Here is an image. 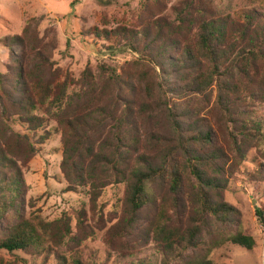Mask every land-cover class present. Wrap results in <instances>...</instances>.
Instances as JSON below:
<instances>
[{
	"label": "trees",
	"instance_id": "1",
	"mask_svg": "<svg viewBox=\"0 0 264 264\" xmlns=\"http://www.w3.org/2000/svg\"><path fill=\"white\" fill-rule=\"evenodd\" d=\"M170 1L140 3L144 11L150 4L162 7V11ZM222 1L180 0L172 7L173 20L161 12L152 13L148 20L140 15L139 22L130 26L102 31L106 40L115 38L140 55L130 64L133 73L123 78L136 76L145 84L144 95L138 94L129 81L123 83L122 76L110 67L102 70L108 72L113 84L100 91L90 69L79 81L69 77L55 81L54 63L42 51L46 49L41 45L45 38H39L30 25L22 35L5 38V47L17 46L26 54L35 53L28 66L12 53L15 66L7 74L0 73V220L18 207L27 190L17 160L27 161L37 153L36 145L51 137L54 122V130L62 138L61 168L70 184L68 191L90 183L96 187L99 172L110 176L112 185L127 187L123 216L107 233L110 250L122 259H132L153 243L152 257L157 256L162 264H171L173 258L178 264H214L210 252L202 257L184 254L203 243L212 242V247L224 243L218 241L219 237L205 242L200 239L210 219L218 225L216 230L222 227L218 233L227 235L226 242L253 250L255 239L244 234L234 219L238 211L217 199L222 198L228 181L204 160L224 153L206 151L216 126L233 140L238 136L264 140V117L251 109V104H264V12L252 8L232 14L219 6ZM199 4L209 17L199 12ZM177 79L180 84L173 82ZM214 90V108L219 116L205 113L208 101H199ZM193 95L199 97L190 99ZM173 98L178 101L173 102ZM98 103L103 106L94 108ZM153 115L163 126L148 136L142 131L144 118ZM12 116L26 126V135L9 127ZM102 116L107 123L96 126L110 129L108 138L100 142L92 122ZM101 184V189L107 186ZM182 186L188 187L187 203L180 191ZM187 204L193 206L191 232L181 233L175 224L177 217L170 212H185ZM142 216L149 224L135 234ZM256 216L264 226V209L257 208ZM79 222L83 224V219ZM229 228L234 232H226ZM72 234L68 223L54 225L40 217L23 216L7 226L0 238V250L21 251L67 264L66 257L57 251L67 245V238L74 240ZM152 257L140 258L136 264H154ZM73 264H82L77 255Z\"/></svg>",
	"mask_w": 264,
	"mask_h": 264
},
{
	"label": "rangeland",
	"instance_id": "2",
	"mask_svg": "<svg viewBox=\"0 0 264 264\" xmlns=\"http://www.w3.org/2000/svg\"><path fill=\"white\" fill-rule=\"evenodd\" d=\"M179 2L180 0H171L162 11V7L160 9L150 4L144 11L145 6L140 0H0V73L7 74L10 67L15 66V62L11 59L12 53L17 61H23L24 65L28 66L29 62L32 63L35 52L26 54L17 46L9 48L3 45L5 38L22 35L27 25H30L32 29H36L39 38H45L47 45L41 43L46 48L42 51L48 53L50 61L54 63V78H52L55 81H63L66 77L79 81L82 73L90 69L95 78V85L100 91L113 84L108 72L102 70L110 67L122 76L120 79L123 83L129 81L131 85H135L138 94L144 95L145 84L136 76H132L129 80L123 78L124 75L128 77L133 73L134 68L130 64L139 59L140 55L121 46L115 38L106 40L102 31L115 30L122 25L130 26L131 22H139L140 15L148 20L153 14L161 12L173 20L175 15L172 7ZM219 6L232 14L252 8L264 12V0H223ZM198 7L203 16L209 17L202 5L199 4ZM158 80L162 81L163 78ZM173 82L181 83L179 79ZM197 97L199 96L193 95L190 99ZM172 101L178 100L173 98ZM199 101H208L205 113L210 112L219 116V110L214 108L215 90ZM254 104H251V109L256 111V115L264 117V104ZM102 106V103H98L94 108ZM105 123L107 121H103V116L92 122L97 129L96 137L97 139L100 137V142L108 138L110 128L106 126L98 128L96 125L100 127ZM161 123V119L156 115L145 117L142 131L149 136L163 126ZM8 125L17 134L28 133L26 126L20 124L15 116L9 119ZM55 127L56 124L53 122L50 127L51 137L44 144L36 145L37 153L33 157L23 162L17 160L16 164L23 171L27 190L18 207L6 213L0 220V238L5 234L7 226L17 222L20 217H40L47 223L56 225L63 222L71 226L74 240L67 238V245L61 246L63 248L57 251L66 257L67 264H73L74 255L80 258L82 264H132L131 260L136 264L140 258L152 257L155 247L153 243L131 257L132 259H122V255L110 250L107 233L123 216L122 205L127 187L124 184L112 185V178L103 175L104 172H99L98 180L95 182L96 187L90 183L68 191L70 184L66 181L61 168L62 138L54 130ZM216 128L218 130L217 126ZM217 130L212 144L206 151L217 149L224 153L212 155L204 162L228 181L226 189L222 192V198L216 197L238 211L234 219L240 223L244 234L255 239L256 245L249 251L226 242L224 237L227 235L218 233L223 231L222 227L216 230L218 225L210 219L203 226L200 239L205 242L219 237L218 241L224 240V243L220 244V242L218 247H212V242L203 243L199 247L188 249L184 254L193 253L202 257L210 252L209 258L214 264H264V226L259 223L256 216L257 208L264 209V140L244 139L240 136L233 140ZM102 182L107 184L103 189H101ZM95 190L97 192L94 193ZM180 191L187 203L188 187L182 186ZM192 209L193 206L187 204L185 212L181 210L178 215L173 214V210L170 212V216L177 217L175 224L181 233L191 232ZM78 213L81 214L80 217ZM79 218L83 219V224L79 222ZM210 223L211 226H208ZM148 224L149 220L142 216L133 232L139 233ZM226 232L233 233L234 230L229 228ZM125 241L128 243L130 237L128 236ZM152 259L154 264H162L157 256ZM178 262L174 258L171 260V264ZM0 264L60 263L43 256L35 258L21 251L9 253L0 250Z\"/></svg>",
	"mask_w": 264,
	"mask_h": 264
}]
</instances>
